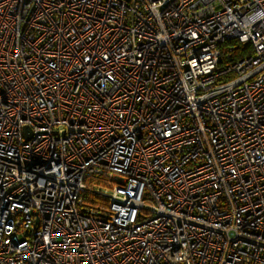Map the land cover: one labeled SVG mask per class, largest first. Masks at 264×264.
I'll return each mask as SVG.
<instances>
[{"label":"built area","instance_id":"2783aa9c","mask_svg":"<svg viewBox=\"0 0 264 264\" xmlns=\"http://www.w3.org/2000/svg\"><path fill=\"white\" fill-rule=\"evenodd\" d=\"M0 264H264V0H0Z\"/></svg>","mask_w":264,"mask_h":264},{"label":"trees","instance_id":"16d2710c","mask_svg":"<svg viewBox=\"0 0 264 264\" xmlns=\"http://www.w3.org/2000/svg\"><path fill=\"white\" fill-rule=\"evenodd\" d=\"M244 49H240L238 53L235 54V58H238L239 56L242 55Z\"/></svg>","mask_w":264,"mask_h":264},{"label":"water","instance_id":"95a60500","mask_svg":"<svg viewBox=\"0 0 264 264\" xmlns=\"http://www.w3.org/2000/svg\"><path fill=\"white\" fill-rule=\"evenodd\" d=\"M26 130H28V128Z\"/></svg>","mask_w":264,"mask_h":264}]
</instances>
